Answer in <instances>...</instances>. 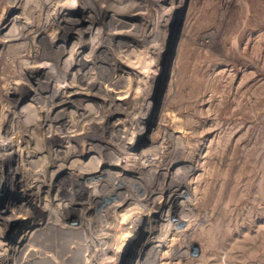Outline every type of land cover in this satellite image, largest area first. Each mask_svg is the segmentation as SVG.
<instances>
[{
	"label": "rangeland",
	"instance_id": "1",
	"mask_svg": "<svg viewBox=\"0 0 264 264\" xmlns=\"http://www.w3.org/2000/svg\"><path fill=\"white\" fill-rule=\"evenodd\" d=\"M89 1L0 0V141L15 137L19 145L12 163L0 162L1 249L14 244L23 228L19 208L40 217L41 206H54L58 196H68V190L78 196L95 191L101 193L98 203L91 205L85 218L96 226L105 222L95 213L107 202H119L123 194L131 199L114 213V222H106L113 226L109 244L118 253L107 259L111 264H264V0H183L180 6L179 0H91L94 5ZM86 4L89 9L80 12ZM65 5L79 17L76 25L82 33L58 24ZM103 8L125 17L127 27L138 31L134 34L146 33L149 38L125 39L128 45L122 46L113 40V45L108 39L111 30L124 27L106 24L107 16L92 24L87 17H102ZM60 38L65 39V51L58 63ZM99 42L106 44L104 48L92 50ZM74 57L84 62L94 59L83 71L98 81L102 92L92 94L78 83L76 68L69 64ZM112 58L138 67L139 78L130 71L123 77L115 75ZM42 59L54 65L57 75L64 70L67 74L62 100L53 106L52 91L35 88L46 80L40 74ZM112 95L127 105L119 117L135 120L119 131L102 130L98 122L102 110L110 109L109 105L103 109L100 101ZM54 109L64 116L63 128L55 122ZM117 131L123 152L109 159L97 146ZM63 134L80 136L79 151L57 161L63 163L58 173L56 165L46 171L47 176L54 173L59 189L44 186L39 198L29 202V194L10 184L7 175L17 165L33 178L45 168L55 147H66L60 145ZM72 171L82 173V181L70 183ZM167 183L174 189L178 183L179 195L167 198L161 212L158 209L150 217L142 199L157 191L149 203L161 204L157 188ZM67 215L66 225L46 221L40 228H57L60 236L71 237L63 246L65 258L79 247V257L85 261L88 251L76 213ZM70 229L77 235L66 233ZM158 235L166 241L154 246L161 243ZM37 246L31 235L23 238L14 264L41 259L43 264H54L46 249Z\"/></svg>",
	"mask_w": 264,
	"mask_h": 264
},
{
	"label": "bare ground",
	"instance_id": "2",
	"mask_svg": "<svg viewBox=\"0 0 264 264\" xmlns=\"http://www.w3.org/2000/svg\"><path fill=\"white\" fill-rule=\"evenodd\" d=\"M91 1V0H90ZM89 1V3H90ZM98 1V0H97ZM134 1V0H133ZM158 1L159 3H162V0H156ZM165 1H168V0H165ZM157 2V3H158ZM178 2V1H177ZM99 3V2H98ZM138 3V2H136ZM183 3V0H179V6ZM91 4V3H90ZM91 5H94V4H91ZM90 5V6H91ZM144 6L146 5L143 4ZM25 6V5H24ZM107 6V5H106ZM143 6V7H144ZM176 6V5H175ZM148 7V6H147ZM145 7V9L147 8ZM174 7V6H173ZM89 9V5L86 4V6H82V9L80 12H83L85 11L86 9ZM133 8V7H132ZM91 9V8H90ZM104 9V8H103ZM112 9V8H111ZM138 9V8H137ZM143 9V8H142ZM144 9V10H145ZM148 9V8H147ZM102 10V9H101ZM140 10V9H139ZM127 11V10H126ZM130 11V10H129ZM142 11V10H141ZM90 12V11H89ZM104 13L101 14L102 17L98 18L96 15H91L90 16H87V17H90L91 20L89 19V22L90 24L94 23V22H97V20H103L104 17L107 16V20L106 21V24H109L111 26H113L114 28L117 27V26H122L124 27L123 29H119V30H111V33H110V36L108 37L109 40H112L111 43L113 42V40L115 41V45L116 46H122V45H128V40H125V39H147L149 38L148 36H150L149 34H146V33H142V34H139V35H136L134 34L135 32L137 33L138 31H135L134 33L129 29L128 26V23H127V19L125 17H120L118 14L115 15V13H108L106 11V9H104L103 11ZM118 12V11H117ZM121 12V11H120ZM146 13V11H143ZM138 13V12H137ZM140 13H138L139 15ZM167 14V13H165ZM170 14V13H168ZM75 15L73 13V11L71 10L70 7L68 6H64L62 8V11H60L58 13V17H57V22L59 25H63L65 24V28L67 29H77L79 33H82V31L84 30H81L79 29L80 26L78 27L76 25L77 21H79L80 19H78L79 17H76L73 16ZM171 15V14H170ZM57 16V15H56ZM126 16V15H125ZM147 16V15H146ZM165 16V15H164ZM170 17V16H169ZM15 18V17H14ZM147 18V17H145ZM144 19V18H143ZM129 20V19H128ZM8 22V21H7ZM131 22V21H130ZM134 22V21H133ZM10 23V22H9ZM138 23V22H137ZM136 23V24H137ZM6 22H3V27H6ZM132 24V23H131ZM12 25V24H11ZM89 26L86 24V27ZM91 26V25H90ZM137 26V25H136ZM2 27V28H3ZM64 27V26H62ZM133 27V26H132ZM113 29V28H111ZM86 31V29H85ZM103 31V30H102ZM109 32V31H108ZM144 32V31H143ZM91 33V32H90ZM98 33V32H97ZM141 33V32H140ZM148 33V32H147ZM109 34V33H108ZM81 35V34H80ZM126 35V38L124 37ZM12 36V35H11ZM61 36V35H60ZM18 37V36H16ZM103 38V37H102ZM120 39H124V42H121L122 40ZM105 40V39H104ZM107 41V40H106ZM62 43L65 44V39H62L60 38V44L61 45H58V47H60V49H58L59 51L57 52V55H56V61L59 63V60L61 58V56L63 55L64 51L62 48H64V46L62 45ZM108 43V42H107ZM92 44V43H91ZM113 44V43H112ZM113 44V45H114ZM106 44L104 43H98L97 45L95 44L94 46L91 47L92 50H100L102 48H104ZM109 45V44H108ZM48 46V45H47ZM55 46V45H54ZM113 47V46H112ZM115 47V46H114ZM125 47V46H124ZM65 49V48H64ZM107 49V48H106ZM105 49V50H106ZM126 49V48H125ZM77 50V49H76ZM49 51V50H48ZM50 52V51H49ZM77 52V51H76ZM78 53V52H77ZM80 53V52H79ZM129 53V52H128ZM52 54V53H51ZM42 56V55H40ZM49 57V55H46ZM78 57V56H77ZM127 58V57H126ZM44 59V58H43ZM42 59V60H43ZM39 60V59H38ZM63 61V60H62ZM68 61V60H67ZM94 59L93 60H89V61H86L84 62L82 60V58H76L74 57L73 60L70 61V66L72 68H76L75 70L77 71L76 72V79H78V83L81 84L83 87L87 88V90L91 91L92 94H96L97 95V92H102V89H101V86L100 84L98 83L97 80H94L93 78L89 77H85V73L83 70V67H86L88 66V64H90L91 62L93 63ZM69 62V61H68ZM135 64V63H134ZM138 64V63H137ZM42 66L40 67H44V69L42 70V72L40 73L41 75H44V77L46 76V80L45 81H38L37 84H36V89L40 92H46L48 90L52 91L53 93V101H51L52 103V106L55 105L57 102L61 101L62 99L60 98L64 89H65V80H67V74L66 72L64 73V68H63V73L61 76L57 75L56 74V70H55V67L54 65L47 61V60H43L42 63H41ZM56 65V64H55ZM58 65V64H57ZM97 65V64H96ZM136 65V64H135ZM134 65V66H135ZM64 66V65H63ZM110 66L113 68L114 70V74L119 76V77H123L122 76V73L123 72H129L130 73L132 72L133 76L135 75V77L139 76V72H138V67L136 69H134L133 67H131L127 62H123L122 60H119V59H115V58H112L111 62H110ZM140 66V65H138ZM65 67V66H64ZM60 67H57V69L59 70ZM41 68H38L35 72V75L37 74L38 76V73L41 71L40 70ZM62 69V68H61ZM153 69V68H152ZM74 70V71H75ZM62 71V70H61ZM68 71V70H67ZM83 71V72H82ZM61 73V72H60ZM154 73V72H153ZM59 74V73H58ZM143 74V73H142ZM59 76V77H57ZM125 78V76H124ZM139 78V77H138ZM142 78V77H141ZM155 78V76L152 77V80ZM134 80V78H132ZM137 79V78H136ZM135 79V80H136ZM147 79V78H145ZM151 80V81H152ZM140 81V80H139ZM143 81V80H142ZM147 81V80H146ZM132 82V81H130ZM145 82V81H144ZM149 82V81H148ZM153 82V81H152ZM63 83V84H62ZM129 83V82H127ZM142 83V82H141ZM147 83V82H146ZM145 83V84H146ZM81 86V87H82ZM141 88V87H140ZM104 90V89H103ZM110 90V89H109ZM113 90V89H111ZM115 90V89H114ZM117 91V90H116ZM107 92V91H106ZM110 92V91H109ZM143 92V91H142ZM113 93V92H112ZM146 93V92H145ZM43 94V93H42ZM102 94V93H101ZM129 94V92H128ZM100 95V94H99ZM122 95V94H121ZM130 95V94H129ZM39 96V95H38ZM125 96H127V94H125ZM138 96V95H137ZM110 98H103L101 102L102 104V107L105 106V105H109L110 109L107 111V112H103L102 110V114L101 116L99 117V123L101 124V129L102 130H118L121 129L120 126H124V124H126L127 122H132V121H135V120H124L122 119L121 117H119L120 114H123L125 111H126V104L124 103L125 100H117L116 96L112 95V96H109ZM124 97V96H123ZM37 98V97H35ZM51 98V97H50ZM75 98V97H74ZM121 98V97H120ZM126 98V97H125ZM129 98V97H128ZM136 98V97H135ZM42 99V98H41ZM78 100V99H77ZM80 100V99H79ZM126 101H129V99H126ZM49 102V101H48ZM129 102H132L133 101H129ZM33 103V102H32ZM50 103V104H51ZM35 104V103H34ZM33 104V105H34ZM46 104V103H45ZM49 104V103H48ZM135 104V103H134ZM133 104V105H134ZM40 105H42L40 103ZM45 106V105H43ZM77 106V105H76ZM130 106V105H129ZM46 107V106H45ZM58 108V107H57ZM131 108V107H130ZM46 109V108H45ZM79 109V108H78ZM104 109V107H103ZM32 110V109H31ZM47 110V109H46ZM45 110V112H46ZM50 110V109H48ZM54 119H55V122L58 123V125L62 126L63 128V125H64V116L62 115H57L56 114V110L54 109ZM135 112V110H134ZM38 113H39V110H38ZM59 113V112H58ZM81 113V112H80ZM83 114H85L84 112H82ZM37 114V113H35ZM47 114V113H46ZM89 114V113H88ZM100 114V113H99ZM82 115V114H81ZM90 115V114H89ZM85 116V115H84ZM94 116V115H93ZM99 116V115H98ZM97 116V117H98ZM143 116V115H142ZM142 116H140L139 119L142 120ZM145 116V115H144ZM45 117V116H44ZM51 118V117H50ZM45 119V118H44ZM53 119V120H54ZM82 119V116L80 118V120ZM36 120V119H35ZM52 120V119H51ZM116 120V121H115ZM138 120V119H136ZM96 121V120H95ZM51 122V121H50ZM94 122V120H93ZM49 123V122H48ZM83 123V122H82ZM133 123V122H132ZM34 124V123H33ZM51 124V123H50ZM55 124V123H54ZM131 124V123H130ZM41 125V124H40ZM52 125V124H51ZM91 125V124H90ZM134 125H138V124H134ZM100 126V125H99ZM126 126V125H125ZM59 127V126H58ZM32 128V127H31ZM44 128V127H43ZM41 128V129H43ZM125 128V127H124ZM123 128V129H124ZM19 129V128H18ZM21 129V128H20ZM49 129V128H48ZM57 129V128H56ZM137 129V128H136ZM135 129V130H136ZM139 129H140V126H139ZM144 129V128H143ZM142 129V130H143ZM27 130V129H26ZM24 131V130H23ZM117 133H109L108 134V138L105 139V140H102V142H100V144L97 146L98 147V151L101 152V153H105L107 155H109V159L110 157H114V155L118 152H121L123 150V147L122 145L120 144V140H121V134L120 132ZM50 132V131H49ZM81 132V131H80ZM122 132V131H121ZM39 133V132H37ZM52 133V132H51ZM17 134V133H16ZM19 134V133H18ZM62 134V133H61ZM89 135V133H87ZM92 134V133H91ZM123 134V133H122ZM22 135V134H21ZM38 135V134H37ZM47 135V134H46ZM15 136V135H14ZM17 136V135H16ZM35 136V135H34ZM33 136V137H34ZM18 137V136H17ZM45 137V136H44ZM59 137V136H58ZM80 136L78 135H69V134H63L61 135V143L60 145L62 147H64V149L66 148V150H62V149H57V147H55V150L53 152H51V156L50 158L46 161V166L45 168H41L40 171L38 172V170H36L38 173L33 177L31 178L32 176H28L26 175L24 172H23V169L22 167L20 166H15V167H11V171L8 173L7 175V179L10 180V184L11 182L14 183V185L16 187H20L21 188V193L22 194H26L28 195L29 194V198H28V201L30 202L31 199H33L34 197L38 196L39 198V195H40V190L46 186L48 189H59L58 186L56 185V177L53 176L54 173H52L51 175L47 176V173L46 171L48 170V168L51 166H55L56 165V171L57 173L59 172V170L62 169V166H63V163H59L61 161H65V159L67 157H69L70 155H74L75 153H77L79 151V149L77 148L78 144V140H79ZM71 140H74V142H76V144H73V145H69L71 144L70 141ZM93 139H91L89 141V143L93 142L92 141ZM22 141V140H21ZM29 141V140H28ZM45 141V140H44ZM59 141V140H58ZM87 141V140H86ZM124 141V140H123ZM131 141V139H130ZM17 138L15 137H12L10 139H6L4 141H0V162L2 163H12L13 160H14V157L17 153V150L19 145H17ZM52 142V141H51ZM66 144H65V143ZM125 142V141H124ZM47 143V142H46ZM45 143V144H46ZM49 143V142H48ZM64 143V144H63ZM96 143V142H95ZM132 143V142H131ZM25 144V143H24ZM28 144V143H27ZM30 144V143H29ZM54 145V144H53ZM21 146V144H20ZM50 146V145H49ZM70 146V147H69ZM72 146V147H71ZM28 147H26L27 149ZM40 148V147H39ZM46 148V147H44ZM122 148V149H121ZM94 150V149H93ZM29 151V150H28ZM97 151V150H96ZM130 151V150H129ZM128 151V152H129ZM123 152V151H122ZM134 153V152H133ZM79 154V153H78ZM127 154V153H126ZM104 156V155H103ZM118 156V155H117ZM45 157V156H44ZM116 157V156H115ZM105 158H106V155H105ZM119 158V157H118ZM107 160V159H106ZM116 160V159H115ZM59 161V162H57ZM114 161V160H113ZM112 160H107L108 163H110V165H118L117 162H113ZM117 161V160H116ZM119 161V160H118ZM33 162V161H32ZM5 163V164H6ZM17 164V163H16ZM27 164V163H26ZM45 164V163H44ZM30 166V165H29ZM194 166V164H193ZM40 168V167H38ZM37 169V167L35 168ZM80 169V168H79ZM121 169V168H120ZM33 170V169H32ZM31 170V171H32ZM65 170V169H64ZM78 170V169H77ZM55 171V172H56ZM95 171V170H94ZM28 172V171H27ZM34 172V171H32ZM5 173V172H4ZM68 181H70V183H79L80 181H82V173H79L77 171H72V172H68ZM166 172H164L165 174ZM7 174V173H6ZM34 174V173H33ZM121 173H117V175H119ZM56 175V174H55ZM85 175V174H84ZM174 175V174H173ZM13 176V177H11ZM166 176V174H165ZM169 176V175H168ZM67 177V176H66ZM1 178V177H0ZM119 178V176H118ZM173 178V177H171ZM168 185H161L159 186L157 189L159 190L158 192H160V198H161V204L159 203V205H150L149 203V200L150 198H154L152 195L155 196V192H153L152 194L148 195L146 198H143L142 199V204L144 205V210H147L150 215V217L154 216L155 215V211L158 210L161 205L163 206L167 200V198L169 199L170 196L173 197V196H178L179 195V192H178V183H176L175 185L177 186L175 189L172 188V183H167ZM45 187V188H46ZM67 188V187H66ZM68 190V189H67ZM74 191V190H73ZM73 192H71L70 190L67 191V194L68 196L66 198H63L61 196H58L57 197V202L55 203H52L54 204V206H49V205H46L44 204L43 206H41V211H42V214L40 217H34L33 214L27 210L26 208H19V211H18V217L22 218L21 219H24V222L22 223L23 225V228L21 230H19L17 233H18V236L16 238V242L13 244H10L9 245L6 243V247H4L3 249H1L0 247V264H14L17 262V259H16V255H15V251L16 250V247H17V244L23 239L25 238L26 236L28 235H31L32 237V240L36 242V246L39 245L43 250L46 249V251L49 253L47 255H50V258L53 260L54 264H63L65 262H67L68 264H100V260L99 259H102L103 258V261L107 264V262L109 260V257H113L114 254H118L115 249H113V247L111 246V244H109V241H110V238H111V235H112V232L111 230L113 231V226L110 225V221L109 223H106L108 219L112 220L113 221V216H114V213H117L118 209L124 205L125 203H130V200L129 197L130 196H127L126 194H123L122 195V198L119 202H107V204H105L104 208L101 209L98 213H95L96 216L95 218H97V220H101V221H105L103 222V224H98L99 226H96V222L93 223V221H89L87 218H85V216L87 214H90L92 212V209H91V205H94L95 203H98V200H99V196L100 194H98L97 192L95 191H87L86 194L82 195V196H78L76 194H72ZM64 194V193H63ZM157 194V193H156ZM57 195V193H56ZM53 196V195H52ZM55 198H50V200H54ZM156 199V198H155ZM116 201V200H115ZM51 202H54V201H51ZM49 204V203H48ZM178 204H180L178 202ZM186 204V203H185ZM184 204V205H185ZM181 205V204H180ZM155 206V207H154ZM183 206V205H182ZM188 206V205H187ZM25 207V206H24ZM152 208V210H151ZM181 208V207H180ZM179 208V209H180ZM185 207H183L184 209ZM127 209V208H125ZM133 209V208H132ZM182 209V208H181ZM190 209V207H189ZM12 210V209H11ZM165 210V209H164ZM187 210V209H186ZM126 211L128 210H125V213ZM134 211V210H133ZM151 211V212H150ZM70 212H74L76 213V218L78 219V226L81 227V237L82 240H84L85 244H86V250L88 251L87 252V257H86V260L84 261L82 259V257H79V254H78V251L80 249H78L79 247H77L76 249H73L74 252H72V254L70 255V257H66L65 258V255H66V249L63 248L64 246V243L65 241L67 240V238H71V237H68L66 234L65 235H62L60 236V231L59 229L57 228H49V229H41L40 227H42L44 225V223L47 221H49L50 223H56V220L58 221V224L59 225H66L68 223H66V221H68L67 217V213H70ZM158 212H161V210L159 209ZM183 212V211H182ZM185 212V211H184ZM190 212V210H189ZM118 214V213H117ZM123 214V213H122ZM135 214V213H134ZM161 214V213H160ZM11 215V214H10ZM124 216V219L125 218H128L125 216V214H123ZM130 215V214H129ZM137 215V214H136ZM14 216V215H12ZM89 216V215H88ZM128 216V214H127ZM133 216V215H132ZM142 215L138 216V217H141ZM16 218V217H15ZM130 218V217H129ZM131 219V218H130ZM127 221V220H126ZM100 222V221H99ZM114 222V221H113ZM179 223V222H178ZM113 224V223H112ZM68 226V225H67ZM38 227L41 229L37 232L38 230ZM54 227V226H53ZM174 227V226H173ZM65 228V227H64ZM178 228V227H177ZM73 229V228H72ZM77 229V228H76ZM74 228V230H76ZM66 233L70 234L71 236H75L77 235L76 233L74 234V231H72L71 229L69 231H67ZM80 236V235H79ZM158 237H160L158 235ZM165 237V236H164ZM79 238V237H78ZM160 241L161 243L160 244H154V246H157V245H163V242L166 241L164 239L163 241V237H160ZM77 239V238H76ZM152 239V238H151ZM159 239V238H158ZM78 240V239H77ZM81 240V239H80ZM76 241V240H75ZM153 241V239H152ZM76 242H79V241H76ZM75 242V243H76ZM70 243V242H69ZM16 244V245H15ZM71 244V243H70ZM165 244V243H164ZM8 245V246H7ZM106 245V246H105ZM77 246V245H76ZM38 247V246H37ZM85 250V249H84ZM85 250V251H86ZM45 251V252H46ZM39 252L40 254V248H39ZM42 252V251H41ZM81 252V251H80ZM120 252V251H119ZM24 253V252H23ZM120 254V253H119ZM27 255V254H26ZM29 255V254H28ZM122 255V254H121ZM49 259V258H48ZM27 261V259H26ZM42 259L41 261L39 260H34L32 261L33 263L32 264H43L42 263ZM102 261V262H103ZM29 263V262H27ZM26 263V264H27ZM66 263V264H67ZM115 263H116V260H115ZM22 264V262H21ZM108 264H111L108 262Z\"/></svg>",
	"mask_w": 264,
	"mask_h": 264
}]
</instances>
